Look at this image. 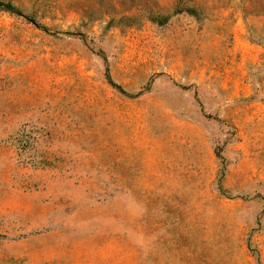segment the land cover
I'll return each mask as SVG.
<instances>
[{
  "label": "rangeland",
  "instance_id": "1",
  "mask_svg": "<svg viewBox=\"0 0 264 264\" xmlns=\"http://www.w3.org/2000/svg\"><path fill=\"white\" fill-rule=\"evenodd\" d=\"M3 1L0 264H264V0Z\"/></svg>",
  "mask_w": 264,
  "mask_h": 264
},
{
  "label": "trees",
  "instance_id": "2",
  "mask_svg": "<svg viewBox=\"0 0 264 264\" xmlns=\"http://www.w3.org/2000/svg\"><path fill=\"white\" fill-rule=\"evenodd\" d=\"M0 8L4 9V10H7V11H10V12H19L18 9H16V7L11 3V2H5L3 0H0ZM108 78H109V82L119 88L120 90H122V87L118 84H116L110 77V75L108 74Z\"/></svg>",
  "mask_w": 264,
  "mask_h": 264
}]
</instances>
